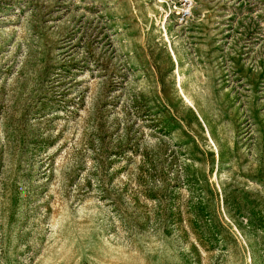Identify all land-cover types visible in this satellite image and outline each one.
Returning a JSON list of instances; mask_svg holds the SVG:
<instances>
[{"label": "rangeland", "instance_id": "obj_1", "mask_svg": "<svg viewBox=\"0 0 264 264\" xmlns=\"http://www.w3.org/2000/svg\"><path fill=\"white\" fill-rule=\"evenodd\" d=\"M0 264H264V0H0Z\"/></svg>", "mask_w": 264, "mask_h": 264}, {"label": "trees", "instance_id": "obj_2", "mask_svg": "<svg viewBox=\"0 0 264 264\" xmlns=\"http://www.w3.org/2000/svg\"><path fill=\"white\" fill-rule=\"evenodd\" d=\"M123 136H117L115 138L117 145L115 146L114 149H112L109 152V156H119L120 154H123V151H128V150H132V144H131V140L128 138V135L123 133ZM141 165L140 166H144L147 162V153L146 152H141ZM110 161V160H108ZM114 161V159L112 160ZM146 170V169H145ZM261 228V227H260Z\"/></svg>", "mask_w": 264, "mask_h": 264}]
</instances>
